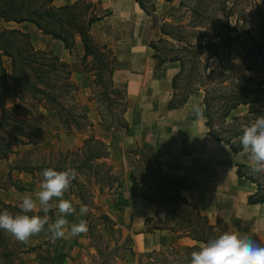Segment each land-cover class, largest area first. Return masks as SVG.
<instances>
[{
	"label": "rangeland",
	"instance_id": "rangeland-1",
	"mask_svg": "<svg viewBox=\"0 0 264 264\" xmlns=\"http://www.w3.org/2000/svg\"><path fill=\"white\" fill-rule=\"evenodd\" d=\"M154 3L155 10L147 13L149 16L145 19L149 25L148 43L152 40L159 53L178 55L182 59L183 69L176 80V86L165 89L163 81L156 73V76L143 78L142 83L136 84L129 94L125 88L127 78L119 77L113 71L114 85L126 94L119 100L116 98L121 96L120 94L112 92L111 87L96 79L95 70L90 64V56L87 59L83 56L81 59L73 57L66 61L72 68L71 78L74 71H84L87 75L85 85L88 88H83V92L80 93L84 99L82 103L79 86L73 81L78 87L77 98L80 107L87 114L91 125H87L84 129L68 128L62 123L58 111L52 104L44 98L33 97L28 92L24 98L18 97V102L31 109L40 119L39 129L33 130L30 137H24L23 143L18 142L16 130L23 127V124L16 123V128L12 125L8 126L13 134L11 136L0 131V146L4 147L7 141L10 146L5 148L12 149L8 154L10 160L17 162L22 157L23 162L30 161L35 165H40V161L36 160L40 148L45 150L60 148L63 151L75 149L91 133L107 142L109 159L106 158V160L111 164L118 182L108 186L105 184L107 183L105 179L98 181L100 177L91 169L80 171L74 169L77 173L75 179L77 185L71 183V188L78 196L76 187H81L87 202L84 203L78 196L79 202L72 203L75 213L67 216L66 219L69 224L77 223L80 219L86 220L88 232L79 235L80 240L75 246V253L70 258V264H141L147 261L148 256L167 264L174 263V260L180 261L177 252H170L166 256L160 252L147 254L135 249L131 234L135 231V226L141 228L142 217L140 216L139 223L132 225L131 210L126 206L129 200L137 202V198L143 196L140 194L141 190H146L148 197L153 198L158 206L153 216L144 218L142 228L151 229L160 224L172 229L177 226L181 234L186 231V228L184 230L178 228L175 218L162 220L158 216L159 213L165 214L168 210L163 200L169 197V193L162 194L155 189L160 182L157 181L156 166L151 157V151L148 148H141L143 143L153 147L150 139L158 132L159 125L156 124V120L162 111L172 107L167 106L169 100L173 97L179 99L188 95V89L194 87L203 94L204 104L205 90H207L214 117L213 124L216 128L221 127L220 132L224 136L244 129L260 116H264V94L257 91L260 84L264 88V0H154ZM176 37H185V40H178ZM79 41L76 40L69 50H76ZM33 46L44 49L34 44ZM148 50L152 54L157 53L151 46ZM75 52L78 53L79 50ZM214 67L221 69H216V73L207 74L208 70ZM222 71L223 74L219 73ZM9 77L10 71L7 74L8 80H10ZM218 80H224V82L217 83ZM83 85L81 84L80 89ZM245 86L250 89V93L245 97L257 96L261 100L240 103L231 109L225 118L221 116L226 99L219 95L229 93L234 96V93ZM104 91L110 94L106 95ZM233 96L229 99L230 101L234 99ZM125 99L128 105V112L124 113L125 118L127 120L130 113L135 120L132 131L129 133H126L123 127L111 126L120 115ZM254 109L263 110V113L259 111L251 113ZM1 111L2 107L0 113ZM19 113L23 114L24 111L19 110ZM204 114L205 107H203L202 115H197L205 120ZM123 136L139 139L129 145H119V137L123 138ZM237 137L239 135L234 139ZM67 160L69 161V158ZM245 160L247 161L246 154ZM146 164H150L149 168L154 172H151ZM33 176L39 183H34L30 187L31 191L25 192L17 179H14L13 174L9 171L7 174L0 172V187L8 190L9 183L16 189L12 192L15 193L14 196H10L11 201H0V212L20 214L19 204L22 197L19 196L25 193L34 195L39 189L42 175L37 172ZM259 180L264 186V177H260ZM18 189L22 194L17 192ZM1 192L0 190V196ZM81 205H87L89 209L83 217L79 215ZM53 210L48 213L49 222H54L58 218L59 214L56 215ZM188 210L194 213L192 207H188ZM32 214L44 215L38 208L30 213ZM210 219L212 222L216 221L214 218ZM222 226L223 224H216L217 230ZM59 240H51L44 231L24 244L0 230V264H54L52 250Z\"/></svg>",
	"mask_w": 264,
	"mask_h": 264
},
{
	"label": "crops",
	"instance_id": "crops-1",
	"mask_svg": "<svg viewBox=\"0 0 264 264\" xmlns=\"http://www.w3.org/2000/svg\"><path fill=\"white\" fill-rule=\"evenodd\" d=\"M73 1L75 0H53V3L61 5ZM94 1L96 2L94 11L98 18L91 22L90 32L96 41L105 43L116 53L114 74L127 78L125 88L128 93L131 94V89L136 84H141L143 78L156 76V73L163 81L165 89L171 87L172 77L179 71L180 64L179 61L172 60L159 65L149 52V25L145 21L149 14L144 12L135 0ZM0 27H14L28 33L36 47L51 49L63 61L71 60L73 57L81 59L84 55L80 41L76 49L79 52L76 53L74 49L69 50L63 41L43 32L28 20L0 18ZM2 62L8 74L11 68L10 57L3 55ZM86 76L84 71L72 73V79L79 86L80 96L83 88H88L85 85ZM9 79V86L0 87V108L19 101L11 78ZM81 84L84 85L80 89ZM83 100L81 96V103ZM196 107L203 112V94L200 90L189 93L183 104L167 107L159 114L156 120V124L159 125L158 132L150 141L160 160L163 173L202 214L209 218L221 219L229 230L236 234H255L264 241V201L249 202L247 197L256 190V184L236 173V163L246 161L245 154L243 151H232L222 141L210 135L205 120L198 117L194 111ZM127 121L129 130L126 133H129L134 125V116L129 113ZM136 139L139 138L123 136L119 137L118 143L125 146ZM13 162L10 155L7 158L0 157V172L7 174L9 171L25 192L31 191L30 187L34 183L38 184V179L32 172L13 168ZM119 169L122 170L121 167ZM8 185L10 186L8 190L0 187L2 191L0 201H11L10 196H14L15 193L12 192L16 189L9 183ZM71 187L70 185L63 198L71 203L79 202L80 196L78 197ZM17 192L21 193L20 190ZM140 194L143 196L138 197L137 202L133 200L126 202V206L131 210L132 225L139 223V218L142 217L141 228L135 226V231L131 234L137 251L147 254L160 252L168 256L170 252L185 251L188 245L197 242L189 235L174 231L166 225L159 224L151 229L142 228L144 218L153 216L158 205L153 198L148 197L146 190H141ZM53 213L57 215L58 211L54 209ZM158 216L164 220L162 213ZM79 240V236L60 239L52 250L54 264H70V258L74 255ZM141 264L167 263L148 256L147 261Z\"/></svg>",
	"mask_w": 264,
	"mask_h": 264
},
{
	"label": "trees",
	"instance_id": "trees-1",
	"mask_svg": "<svg viewBox=\"0 0 264 264\" xmlns=\"http://www.w3.org/2000/svg\"><path fill=\"white\" fill-rule=\"evenodd\" d=\"M135 1L146 13L155 10L154 0ZM95 5L96 2L90 0H75L61 5L54 4L53 0H0V18L3 20H28L33 22L43 32L50 33L53 37L63 41L64 45L68 48H71L76 40H80L84 49L83 58L87 59V57L90 56V64L95 70L94 74L96 79L103 81L108 87H111L112 92L114 91V93L120 94L121 96H117L118 98L116 99L121 100L122 96L126 94L114 85L112 77L115 68V53L106 44L96 41L90 32L91 22L98 18V15H96L94 11ZM176 38L178 40H185V37ZM149 45L157 51L152 40L149 42ZM2 55L10 57V78L15 94L19 98H24L29 92L33 97L46 99L48 103L56 108L59 118L68 128L74 127L77 129H84L87 125H91V121L88 119L87 114L80 107L79 99L77 98L78 87L71 78L72 68L66 61L61 60L51 50L35 48L28 33L14 27H0V87H6L9 84L7 70L2 62ZM153 56L156 58L157 64L159 65L164 61H179V71L171 80L172 86H176V80L183 69L182 59L178 55H166L164 52L159 53L158 51L154 53ZM216 69L219 70L221 68H211L208 70L207 74L216 73ZM219 73L223 74V71ZM241 77L246 78V76ZM223 82L224 80L217 81V83ZM195 90L197 89L194 87L188 89V95ZM257 91L264 94V88L261 84L258 86ZM248 93H250V89L245 86L242 87L239 92L234 93V96L229 93L219 95L226 99V104L223 107L221 116L225 118L231 109L235 108L240 103L246 104L261 100L257 96L245 97ZM105 94H110V92H105ZM188 95H184L179 99L173 97L169 100L167 106H178L183 104ZM242 95L244 96L241 97ZM232 96L234 99L230 101L229 99L232 98ZM209 98L210 96L207 94V90H205L204 107L205 124L208 127L207 132L216 140L226 144L232 151H243L239 142V137L243 129L233 132V134L228 136L222 135L220 132L221 127L216 128L213 124L214 117L211 111V102ZM127 108V100L125 99L122 103V111L117 119L115 117L116 121H113L111 124L112 127H123L126 131L129 130V124L124 115ZM19 110H23L24 113H19ZM251 111V113L258 111L259 113H263V110L254 109ZM16 123L23 124V127L16 129L19 137L18 142L21 143H23L24 137H30L32 131L40 127V119L36 114H34L31 109L22 106L19 102L2 108L0 113V131L11 136L13 134L8 126L12 125L13 128H16ZM238 135L239 137L234 139V137ZM142 145V149H150L151 157L156 166L157 181L160 182V185L155 189L159 190L162 194L169 193V197L163 200L168 208L165 214H163L164 219L175 218L178 228L182 230L186 228V231L182 234L189 235L197 241L188 245L183 253H178V251H176L180 261L174 260V263L171 264H190L191 252L198 251L200 246L206 243L210 238L219 236L224 232L233 231L229 230L221 219L216 218V221L212 222L208 216L202 214L197 206L190 202L187 197L168 180L162 171L160 160L154 148L146 143ZM9 146L10 144L8 145L7 141L4 147L0 146V157H8L12 149L5 147ZM40 149L41 150H39L36 156V160L40 161V165H35L30 161L23 162V158L21 157L19 161L14 162L12 167L19 170H27L34 174H37V172L42 174L41 169L44 170L49 167L58 171H63L67 168L76 169L77 171L91 169L93 173L95 172L100 177L98 181L105 179V181H107L105 184L108 186H112L115 182H118L116 174L113 173L111 164L106 160L109 153L107 142L93 133L89 134V136L84 139L83 143L75 149H66L65 151L60 148H52L49 150H45L44 148ZM21 154L22 153H20V155ZM68 158L69 161L67 160ZM247 164V161L237 162L236 173L238 176H242L256 184V190L247 197L248 201L252 203L263 202V183H261L258 177L249 173ZM146 166L149 168L150 164H146ZM39 169L40 171H38ZM149 170H151V168H149ZM151 172L154 171L151 170ZM72 183L77 185L75 180H73ZM76 192L83 202L86 203L87 201L84 199L85 196L82 192V188L77 186ZM188 207H192L194 213L188 210ZM216 224H223V226L217 230ZM176 229L177 226L172 230L175 231ZM178 230L179 229H177V232H179ZM246 236L255 240L260 246H264V241L257 235L249 234Z\"/></svg>",
	"mask_w": 264,
	"mask_h": 264
},
{
	"label": "clouds",
	"instance_id": "clouds-1",
	"mask_svg": "<svg viewBox=\"0 0 264 264\" xmlns=\"http://www.w3.org/2000/svg\"><path fill=\"white\" fill-rule=\"evenodd\" d=\"M194 111L202 115L199 107ZM239 142L247 156L249 173L258 178L264 177V116H260L243 129ZM41 175L39 189L34 195L23 194L19 204L20 214L0 212V230L24 244L44 231L53 241L86 234V220L80 219L77 223L69 224L66 219L75 213L73 204L63 197L72 181L76 179V171L72 168L58 171L49 167L45 168ZM37 208L43 216L30 215ZM53 209H56L59 215L54 222H49L48 213ZM88 211L87 205H81L79 215L83 217ZM190 264H264V246H260L246 235L224 232L210 238L198 251L191 252Z\"/></svg>",
	"mask_w": 264,
	"mask_h": 264
}]
</instances>
